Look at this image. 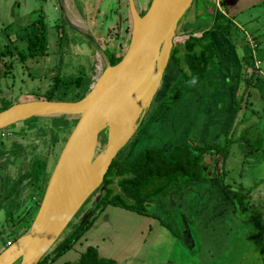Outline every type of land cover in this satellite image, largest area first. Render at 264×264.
Segmentation results:
<instances>
[{
  "label": "rangeland",
  "instance_id": "1",
  "mask_svg": "<svg viewBox=\"0 0 264 264\" xmlns=\"http://www.w3.org/2000/svg\"><path fill=\"white\" fill-rule=\"evenodd\" d=\"M17 1L19 0H13V5L21 14L18 20L11 21L7 10H13L12 8H0V27L4 29L3 34L7 35L11 30L27 25L42 12L48 27L47 56L36 60L28 59L23 63L17 59L15 52L10 57H3L4 64L11 63L13 69L2 70L3 64L0 61V76L5 72L4 77L0 78V109L5 103L11 105L46 98L48 94L45 91L50 87L52 76L57 74L65 79H82L80 88L76 89L77 97L81 99L96 74L105 67L106 59L123 55L129 34H124L123 22L116 17L120 11L117 0H68L70 6L74 3L80 14L82 9L87 14L93 9L98 10L94 19H89L84 13L81 15L84 32L71 29L65 23L58 6L59 0H27L26 6L22 3L16 8ZM149 1L135 0L139 15L145 13ZM234 1L237 0L219 1V10L222 12L229 2ZM256 1L264 4V0H248L251 3ZM6 3L7 0H3L4 6ZM121 3V12L127 16V8ZM194 4L198 8L202 5V8L208 6L212 11L217 10L213 0H193L187 11L189 14ZM263 4L235 15L228 12V31L219 33L216 38L213 36L215 39H212V43L217 57L213 59L212 67L201 80L189 84L190 82L182 79L175 88L172 87L184 71L176 69L174 64L178 62L169 59L151 105L142 120V131L125 164L141 149H156L167 155L175 145H187L191 150L193 144L214 145L219 139V147L225 146L224 150L228 154L224 162L225 175L222 182L231 190H236L240 181L244 187L255 185L252 186L254 189L247 201L245 200V211L238 212L236 204H230L219 188L221 174L224 172L223 166L220 167L221 156L212 154L208 158L205 154L203 166L209 176L213 172V177H205L203 181L195 183L175 198L169 196L164 207L167 214L165 212L162 215L161 209H158L159 214H155L157 219L145 216L139 218L135 213L108 206L97 216L91 229L82 236V248L85 247L84 238L89 240L87 236L93 231L91 238L97 239L100 257L116 264H261L264 261V102H261L264 95L261 92L264 91V47L262 44L258 45L254 51L255 59L260 62L259 68L254 67V70L253 59L252 63L247 59L251 52L246 45L247 38L254 36L256 42L260 39V33H264ZM226 10L228 11L227 7ZM56 25L62 27L59 30L63 31L66 38L61 43L59 41V46ZM256 27L263 29L256 32ZM35 32V28L30 25L26 32L20 34L27 37ZM175 36L181 37V33L176 31ZM3 40L5 44V39ZM179 45L180 42H177L176 46ZM22 46V40L16 42L17 48ZM97 59L100 62L98 71L95 70ZM251 75V80L248 81L247 78ZM253 83L257 86L259 84L260 88L257 89ZM72 90L68 89L64 98L56 96L54 99L75 101L77 97L71 95L74 92ZM234 100H237L236 104L239 102L236 110L232 108ZM160 101L164 103L161 106ZM241 113L244 115L243 119ZM150 115L152 118L148 119ZM64 118L70 120L74 117ZM55 119L34 117L0 131V162L4 163L1 173L4 176L8 172L6 179L12 184L16 180L20 183L16 187L19 191L0 199V252L7 242L12 243V240L29 227L64 139L68 136L66 132L52 133L54 129L51 126L57 125ZM72 123L70 121L68 125L71 126ZM245 129L256 132L248 136L251 144L255 146L252 151H248L245 144L238 139ZM7 131L12 133L11 137L5 135ZM135 134L137 136V132ZM133 137L123 147L119 159L128 152ZM16 138L22 140L23 153L15 165L8 166L9 158L5 160L3 152L7 151L10 142ZM254 139L259 140L258 144ZM10 153L11 160H17V151ZM34 166L42 167L44 176L37 186L33 185L28 176L21 180ZM6 179H3L2 188L7 187ZM114 182L115 180L108 188L112 193H118ZM98 192L99 190L95 191L89 197L61 235L74 229L82 220L93 207ZM32 194L35 196L31 197ZM232 209L234 215L231 213ZM154 211L155 209L152 210ZM8 213L11 214L10 217L7 216ZM159 219L168 226L161 224ZM75 249L77 244L54 264H63L62 259L73 264L79 255L77 252L80 251L77 249L73 253Z\"/></svg>",
  "mask_w": 264,
  "mask_h": 264
},
{
  "label": "water",
  "instance_id": "2",
  "mask_svg": "<svg viewBox=\"0 0 264 264\" xmlns=\"http://www.w3.org/2000/svg\"><path fill=\"white\" fill-rule=\"evenodd\" d=\"M192 1L150 0L139 15L134 0H126L130 20L126 50L116 64L106 62L81 99L23 101L0 111V131L34 117L77 119L29 227L0 252V264H37L100 187L112 160L145 117L172 47L187 39L175 33Z\"/></svg>",
  "mask_w": 264,
  "mask_h": 264
},
{
  "label": "trees",
  "instance_id": "3",
  "mask_svg": "<svg viewBox=\"0 0 264 264\" xmlns=\"http://www.w3.org/2000/svg\"><path fill=\"white\" fill-rule=\"evenodd\" d=\"M40 13V16H38L30 24L32 27L35 28V34L24 37L22 39L23 46L15 49V52L18 56L17 59H19L21 63L27 61L28 59L36 60L38 58H43L47 56V26L43 13ZM229 24L230 22L226 20L222 13H220L219 11H213L212 28H216L220 32H227ZM59 28L62 27H58V25L55 26L57 34L56 40L58 46L59 41L61 43V40L66 39L63 35V31L59 30ZM128 30L130 31V27H128ZM128 30L127 33L129 34ZM128 39L129 35L126 39L127 43ZM125 50L126 47L123 49V53L125 52ZM179 53L181 54V60L177 58V55H179ZM8 56H12L10 51L7 52V54L3 55V57ZM121 57L122 56H114L106 60L109 65H114L121 59ZM216 57L217 53L214 50L213 44L209 40L208 32L202 33L199 38L188 36V38L185 39L182 44L179 45V47L175 45L170 51L169 59L175 62L177 61L178 63H183L186 70V73L181 74V76L177 78L176 82L172 85V87L174 86L175 88L178 85L179 81L182 79L190 83H194L201 79L203 76H205V73H208V71L213 65L212 61ZM247 59L252 63V56L250 53H248ZM4 66L6 70H10L12 67L11 63L4 64ZM251 76L248 81L251 80ZM248 81H246L247 84L249 83ZM80 83H82V79L79 77H68L65 79L58 76V74L57 76L54 75L51 78L50 87L47 88V90L45 91V94H48V96L46 98H39L36 100L64 101L54 99V97L60 96V99L61 97L64 98L66 92H68V89L70 88H72V91H74L71 95L73 97H77L78 94L76 89L80 88ZM79 99L80 98L77 97L75 98V101ZM70 102H74V100H71ZM160 102V106L164 104L163 101ZM4 105L6 107H4ZM4 105L1 107L0 111L10 106L8 104L6 105V103ZM234 107L237 109L238 104L235 103ZM61 118H63V120H61ZM61 118H56L54 120L57 122V125H54L55 127L51 126L54 129L53 133L55 132L58 134H63L66 132V135H68L71 131V128L76 123L77 119L73 118L68 120L64 117ZM150 118H152V115L148 117V119ZM70 121L73 122L71 126L68 125V122ZM142 128L143 127L141 122L136 130L137 136L136 134L134 135L129 145L130 148L128 147L129 150L126 155L123 158L119 159L118 157L122 151L121 150L112 160L110 166L108 167L103 177L100 187L97 189L99 190V192L97 194V199L93 207L84 215L82 220L78 222L74 229L65 233L64 235L59 236L57 241L43 255V257L37 262V264H54L60 257H62L64 254H66L69 250L73 248L75 243L91 227L97 216L100 215L108 206L123 209L124 211L135 213L140 216L154 217L156 219L158 218V216L155 214H159L158 209H161L160 213L162 215L165 212L167 214V211L164 209V207L165 202L169 198V196L175 198L182 191L193 186L195 183H200L201 181H203L205 177H213V172L210 176L206 173L205 166H203V155L206 154L208 158L212 157V154L220 155V167L223 166L222 171L224 170V162L227 159L228 154L227 151L224 150L225 146L219 147V139H217V142L214 145L193 144L192 148H190L191 150L188 149L187 145H175L171 148L167 155L161 154L156 149H141L131 158V161L127 165H125L126 159L130 156L133 147L136 145L137 139L142 131ZM248 129H245L240 134L238 139L240 142H243L245 144V148L248 151H252L254 150L255 146L254 144H251L248 136L251 133L255 134L256 132L255 130L250 131ZM258 141V139H254V142H257L256 144H258ZM224 175L225 170L221 174V182L219 188L225 195L228 202H234V204H236V206L238 207V212L241 213L246 204L245 197L253 188L245 190L239 187L237 190L232 191L227 184L225 185L224 182H222L224 181ZM26 176L32 179L31 182L34 186H37V184L39 185V181L43 180L44 178L42 167L34 166L29 174L23 175L21 180H24V177ZM113 180H115L114 184L118 190V193H112L111 189L108 188L111 184H113ZM5 197H7V195ZM88 199L85 201L84 204H86ZM39 202L40 200L37 202L36 209L38 207ZM154 209L155 211L152 212V210ZM79 211L77 213H79ZM77 213L73 218L76 217ZM10 215L11 214L9 213L7 214L8 217H10ZM159 221L161 224L164 223L165 227L168 226L165 221L163 222L160 219ZM25 231H23V233ZM14 240H12V242ZM73 264L116 263L112 260L103 259L99 257L97 250L94 247L88 246L78 255L77 259L74 261Z\"/></svg>",
  "mask_w": 264,
  "mask_h": 264
},
{
  "label": "crops",
  "instance_id": "4",
  "mask_svg": "<svg viewBox=\"0 0 264 264\" xmlns=\"http://www.w3.org/2000/svg\"><path fill=\"white\" fill-rule=\"evenodd\" d=\"M118 2H117V5H118V7H119V14L118 15H116V17H118V21L119 20H121L123 23H122V29H123V32H124V34H126L127 35V30H128V27H130V20H129V15H128V9H126V11H127V16L125 15V14H123V12H121V7L123 6L122 5V3L121 2H123L124 3V5H125V8H127V3L125 2L126 0H117ZM212 1V0H211ZM1 2H2V4L0 5V8H12L13 10H7V13L9 14V17L11 18V21H15V20H18V19H20V16H21V14H19L20 12L17 10V9H15L14 8V5H13V0H7V3H6V6H4V4H3V0H1ZM26 2H27V0H19V1H17V6H16V8L17 7H20L21 6V4L22 3H24L25 4V6H26ZM134 4H135V0H134ZM261 4H263V3H261V1H256V2H254V3H251V2H248V0H237V1H234V2H229L227 5H226V7H227V9H228V11L226 10V7H224L223 9H222V15L226 18V20L229 22V20H228V18H229V15H228V12H230L231 14H237L238 12H241L242 10H245V9H248V8H251V7H253V6H255V5H261ZM264 5V4H263ZM262 5V6H263ZM9 6V7H8ZM58 6L60 7V10H61V12L64 14V16L66 17V19H67V21L69 22L70 20L68 19V17H67V9H72L78 16H79V18L82 20V18H81V15H83V13L86 15L87 13H85L86 12V10L85 9H82V14H80L76 9H75V5H74V3L72 2V5L70 6V4L68 3V0H59L58 1ZM202 5H199V7L200 8H198L195 4L193 5V6H191V14H189L187 11H186V15H185V17L183 18V20L181 19V21L179 22V24H178V26H177V28H176V31H178V32H180L181 33V37H178V38H188V36H193V37H195V38H199L200 36H201V34L202 33H204V32H208V34H209V40H210V42L212 43V42H214V40L212 41V39L215 37H217V35L219 34V33H221L218 29H216V28H212V19H213V11L212 10H210L209 8H208V6H205V8H202L201 7ZM200 10V11H199ZM224 10V11H223ZM226 10V11H225ZM0 12H1V10H0ZM203 12H204V14H203ZM15 13L17 14V15H15ZM30 13L31 14H33V11H30ZM98 13V10L97 9H93L90 13H88L87 15H88V18L90 19V18H95V15ZM189 14V15H188ZM11 15V16H10ZM203 15V16H202ZM26 16V15H25ZM228 16V17H227ZM2 16L0 15V18H1ZM24 17V16H23ZM83 21V20H82ZM84 22H86V20H84ZM13 22H11V24H12ZM30 24H31V21L26 25H24L23 27H18V28H16L15 30H11L10 32H9V34H3V31H4V29H2L1 27H0V61L2 62V70H6L5 69V66H4V62H5V58H3V55L4 54H7V52H11V54H13L14 52H15V49L17 48L16 47V42H21V40L25 37V35H21L20 33H24V32H26L27 30H28V28H29V26H30ZM0 26H1V23H0ZM262 27V26H261ZM261 27H256V32H260L263 28H261ZM263 27H264V24H263ZM47 29H48V27H47ZM84 31H85V29H84ZM223 32V31H222ZM224 33V32H223ZM214 36V37H213ZM119 37H121V36H119ZM214 38V39H215ZM259 38L260 39H258L257 41H256V45L258 46H260L261 44L263 45V47H264V33L262 32V33H260V35H259ZM3 39H5V44H4V40ZM251 39H253V40H255V37L254 36H252L251 37ZM185 40V39H184ZM183 40V41H184ZM180 44H182V42H180ZM213 44V46H214V43H212ZM12 45V47H10ZM221 45H223V41L221 42ZM214 49H215V51H216V48H215V46H214ZM16 53V52H15ZM3 54V55H2ZM2 56V57H1ZM181 54L178 56L177 55V58H179L180 60H181ZM252 60V59H251ZM168 61H169V59H168ZM168 61H167V63H168ZM0 62V63H1ZM107 62V61H106ZM235 62H237V60H235ZM174 65H176V69L177 68H179L180 70H183L184 71V73H186V70H185V66L183 65V63H181V62H179V63H176V64H174ZM246 64H244V66H245ZM259 65H260V62H259ZM166 66H167V64H166ZM12 69H13V66L11 67ZM166 68V67H165ZM258 68H259V66H258ZM253 69H254V66H253ZM1 70V69H0ZM255 70V69H254ZM260 72V71H259ZM163 74H164V72H163ZM4 75H5V72H4V74H2L1 76H0V78H3L4 77ZM93 76V75H92ZM91 76V77H92ZM163 76V75H162ZM252 77V76H251ZM263 77H264V75H263ZM250 78V77H249ZM249 78H247V80L249 79ZM199 80H201V79H199ZM255 80H257V79H255ZM253 81H254V79H253ZM195 83V82H194ZM189 84H193V83H189ZM256 86L257 87V89H259L260 88V85L258 84V86L256 85V83H253V86ZM259 91V90H258ZM261 92H263L264 93V91H261ZM247 98H249L250 96H249V94H247ZM263 97V101L261 100V102H264V95L262 96ZM236 101L237 100H234L233 101V105H232V108L234 109L235 107V103H236ZM238 105H239V102H238ZM262 105H263V103H262ZM243 107H245V105L243 104ZM237 109H238V107H237ZM264 109V108H263ZM235 110H236V108H235ZM235 113H236V111H235ZM234 114V113H233ZM243 116L244 115H242V113H241V119H243ZM26 186L24 185L23 186V188H25ZM22 188V187H21ZM10 194H12L11 192H8V194H7V197L10 195ZM11 196V195H10ZM33 196H35L34 194H32L31 195V197H33ZM33 202V201H32ZM104 212V211H103ZM127 212V211H126ZM135 216L136 217H141V216H139V215H136L135 214ZM138 218V219H139ZM102 219H105V217L104 218H102ZM96 220V219H95ZM89 229H91V228H89ZM93 235V231L87 236V237H89V240H88V238H84V248H82V246L81 245H83V242H82V237L79 239V241H81V242H79V241H77L76 243H75V245L77 244V249L78 250H80V251H78L77 253H81L86 247H88V246H93L96 250H97V248H98V245H97V239H92L91 238V236ZM154 240V239H153ZM79 242V243H78ZM74 245V246H75ZM73 246V247H74ZM73 249V248H72ZM77 249H75V250H73V253L77 250ZM70 251V250H69ZM68 251V252H69ZM97 253H98V255H99V257H100V253H99V251L97 250ZM65 255V254H64ZM63 255V256H64ZM61 258V257H60ZM58 261V260H57ZM62 262L61 263H68V262H66V260H64V259H62L61 260ZM70 264V263H69Z\"/></svg>",
  "mask_w": 264,
  "mask_h": 264
},
{
  "label": "flooded vegetation",
  "instance_id": "5",
  "mask_svg": "<svg viewBox=\"0 0 264 264\" xmlns=\"http://www.w3.org/2000/svg\"><path fill=\"white\" fill-rule=\"evenodd\" d=\"M1 131H5L4 129L3 130H1ZM20 131L22 132L23 131V128H21L20 129ZM26 133H27V130L25 131ZM23 133V132H22ZM53 133V132H52ZM6 136H12V133L11 132H9V131H7V133L5 134ZM19 136V135H18ZM17 136V137H18ZM22 145V140H21V138H16L15 140H12V143L10 142V145H9V148L7 149V151L6 152H3V154L5 155V157H4V159L5 160H7L8 158H9V164H8V166H13V165H15L17 162H18V160H19V158H20V156H21V154L23 153V150L21 149V146ZM25 145H27V144H25ZM52 145V144H51ZM13 150H16L17 151V156L16 157H18L17 158V160H15L14 158L11 160V153L10 152H12ZM7 162V161H6ZM3 162H0V199L2 198H4L7 194H8V192H11L12 194L14 193V192H17V191H19L18 190V188H16L20 183L19 182H17V180H16V182L15 183H11V182H9V181H7V177H8V172L3 176V174L1 173V171H3V168H2V166H3ZM6 165V164H5ZM5 168V167H4ZM4 177V178H3ZM3 179H6V186L7 187H1V184H2V182H3ZM246 182V181H245ZM17 183H19V184H17ZM247 183V182H246ZM250 185V184H249ZM247 186V187H244V185L242 184V182L240 181V183L239 184H237V186H236V190L239 188V187H241V188H245V190H248L249 188H252V186ZM255 187V186H254ZM254 189V188H253ZM253 189L247 194V196L245 197V200L248 198V196L251 194V192L253 191ZM232 191H235V190H232ZM3 193H4V196H3ZM11 195V194H10ZM247 201V200H246ZM230 204H234V202H232V203H230ZM245 208V207H244ZM242 211H245V209H243ZM231 213L234 215V210L232 209V211H231ZM261 264H264V261L261 263Z\"/></svg>",
  "mask_w": 264,
  "mask_h": 264
},
{
  "label": "bare ground",
  "instance_id": "6",
  "mask_svg": "<svg viewBox=\"0 0 264 264\" xmlns=\"http://www.w3.org/2000/svg\"><path fill=\"white\" fill-rule=\"evenodd\" d=\"M67 17L70 20L68 23L77 31L84 32V25L79 16L71 9H67ZM100 68V62L96 60L95 70L98 71ZM97 73V72H96Z\"/></svg>",
  "mask_w": 264,
  "mask_h": 264
},
{
  "label": "built area",
  "instance_id": "7",
  "mask_svg": "<svg viewBox=\"0 0 264 264\" xmlns=\"http://www.w3.org/2000/svg\"><path fill=\"white\" fill-rule=\"evenodd\" d=\"M219 1H221V0H213V2H214V5H215V8L217 9L216 11H219L220 13H222L220 10H219ZM246 44H247V47H248V49H249V52H251L250 54H251V56H252V59H253V65H254V67L255 68H258V66H259V61L258 60H256L255 59V54H254V51H255V49L257 48V45H256V42H254V40L253 39H251V38H247L246 39ZM98 74H99V72H98ZM98 74H96V75H98ZM10 243L9 242H7L6 243V246H8Z\"/></svg>",
  "mask_w": 264,
  "mask_h": 264
},
{
  "label": "clouds",
  "instance_id": "8",
  "mask_svg": "<svg viewBox=\"0 0 264 264\" xmlns=\"http://www.w3.org/2000/svg\"><path fill=\"white\" fill-rule=\"evenodd\" d=\"M247 45V44H246ZM6 247V246H5Z\"/></svg>",
  "mask_w": 264,
  "mask_h": 264
}]
</instances>
